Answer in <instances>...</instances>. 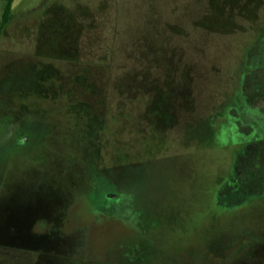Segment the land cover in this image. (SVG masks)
Returning a JSON list of instances; mask_svg holds the SVG:
<instances>
[{
    "label": "rangeland",
    "instance_id": "rangeland-1",
    "mask_svg": "<svg viewBox=\"0 0 264 264\" xmlns=\"http://www.w3.org/2000/svg\"><path fill=\"white\" fill-rule=\"evenodd\" d=\"M43 3L0 28V264H264V0Z\"/></svg>",
    "mask_w": 264,
    "mask_h": 264
},
{
    "label": "trees",
    "instance_id": "trees-1",
    "mask_svg": "<svg viewBox=\"0 0 264 264\" xmlns=\"http://www.w3.org/2000/svg\"><path fill=\"white\" fill-rule=\"evenodd\" d=\"M13 0H5V6L0 18V28H3L11 20V6Z\"/></svg>",
    "mask_w": 264,
    "mask_h": 264
},
{
    "label": "crops",
    "instance_id": "crops-1",
    "mask_svg": "<svg viewBox=\"0 0 264 264\" xmlns=\"http://www.w3.org/2000/svg\"><path fill=\"white\" fill-rule=\"evenodd\" d=\"M16 0H13V3L15 2ZM44 1V3H43V9H40V11H44L43 13H47L49 10H50V5L51 4H53L54 3V1L55 0H43ZM13 3H12V6H13ZM19 2H17V7L19 6V7H23L22 5H21V3H19ZM51 3V4H50ZM50 4V5H49ZM49 5V6H48ZM5 6V5H4ZM12 6H11V19H12ZM45 8H46V10H45ZM28 9L30 10V11H32L33 10V8H30V7H28ZM35 10H38L39 8L38 7H36V8H34ZM4 10V9H3ZM22 10H24V7L22 8ZM10 22V21H9ZM7 25V24H6ZM5 25V26H6ZM4 26V27H5Z\"/></svg>",
    "mask_w": 264,
    "mask_h": 264
}]
</instances>
